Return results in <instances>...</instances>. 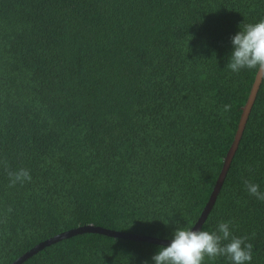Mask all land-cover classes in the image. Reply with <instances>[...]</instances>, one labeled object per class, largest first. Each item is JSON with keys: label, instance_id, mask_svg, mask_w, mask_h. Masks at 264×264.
<instances>
[{"label": "trees", "instance_id": "obj_1", "mask_svg": "<svg viewBox=\"0 0 264 264\" xmlns=\"http://www.w3.org/2000/svg\"><path fill=\"white\" fill-rule=\"evenodd\" d=\"M261 17L264 0H0V264L87 224L191 227L257 71L227 67L229 37ZM245 181L264 191V74L200 227L228 221L264 264V200ZM157 245L86 232L21 264H142Z\"/></svg>", "mask_w": 264, "mask_h": 264}, {"label": "clouds", "instance_id": "obj_2", "mask_svg": "<svg viewBox=\"0 0 264 264\" xmlns=\"http://www.w3.org/2000/svg\"><path fill=\"white\" fill-rule=\"evenodd\" d=\"M230 51L227 67L232 72L241 69H264V17L246 23L230 35ZM225 105V109H227ZM9 182H23L30 179L26 169L9 172ZM247 192L257 200H264V191L256 183L245 181ZM166 244L157 245L156 250L142 264H202L223 256L230 264H249L252 245L243 237L231 235L229 222L220 221L213 231L195 227L176 226L165 237Z\"/></svg>", "mask_w": 264, "mask_h": 264}, {"label": "water", "instance_id": "obj_3", "mask_svg": "<svg viewBox=\"0 0 264 264\" xmlns=\"http://www.w3.org/2000/svg\"><path fill=\"white\" fill-rule=\"evenodd\" d=\"M264 74V69H259L257 68V71L254 75L253 82L251 84V87L249 89V93L247 95L246 101L244 105L241 107V113L239 116V120L237 123V127L233 136V139L229 145L228 150L226 151V154L222 160V165L221 168L218 172V175L214 181L213 187L211 189V192L208 196V199L203 206L199 216L197 217L196 221L191 227L195 228H200L201 225L203 224L204 220L207 217V214L209 213L210 209L212 208L216 196L221 188V185L223 183L224 177L226 175V172L229 168L231 159L237 149L239 140L241 138L248 114L250 112V109L252 107V104L254 102V99L256 97V93L258 91V88L260 86L262 77ZM86 232H91V233H97V234H102L105 236L113 237V238H123L127 240H133V241H142V242H147V243H152V244H166L167 239L166 238H159L155 236H149L145 234H138V233H132V232H125V231H118V230H113L109 228H104L100 226H94L91 224L87 225H82V226H77L74 228L67 229L65 231L59 232L41 242H38L35 244L33 247L25 251L23 254L18 256L15 260H13L10 264H21L23 261H25L27 258L38 252L39 250L43 249L44 247L57 242L61 239L68 238L74 235H78L81 233H86Z\"/></svg>", "mask_w": 264, "mask_h": 264}]
</instances>
